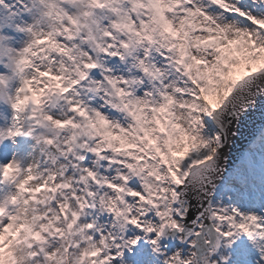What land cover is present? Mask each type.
I'll use <instances>...</instances> for the list:
<instances>
[{
    "label": "snow or ice",
    "instance_id": "snow-or-ice-1",
    "mask_svg": "<svg viewBox=\"0 0 264 264\" xmlns=\"http://www.w3.org/2000/svg\"><path fill=\"white\" fill-rule=\"evenodd\" d=\"M0 264H264V0H0Z\"/></svg>",
    "mask_w": 264,
    "mask_h": 264
},
{
    "label": "water",
    "instance_id": "water-1",
    "mask_svg": "<svg viewBox=\"0 0 264 264\" xmlns=\"http://www.w3.org/2000/svg\"><path fill=\"white\" fill-rule=\"evenodd\" d=\"M238 143H239V147L242 148V147H243L242 142H238ZM238 150H239V149L234 150V153H235V151H238Z\"/></svg>",
    "mask_w": 264,
    "mask_h": 264
}]
</instances>
